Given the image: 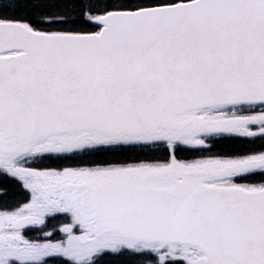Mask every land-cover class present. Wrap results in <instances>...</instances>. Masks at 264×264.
Listing matches in <instances>:
<instances>
[{
	"label": "snow or ice",
	"instance_id": "1",
	"mask_svg": "<svg viewBox=\"0 0 264 264\" xmlns=\"http://www.w3.org/2000/svg\"><path fill=\"white\" fill-rule=\"evenodd\" d=\"M0 264H264V0H0Z\"/></svg>",
	"mask_w": 264,
	"mask_h": 264
},
{
	"label": "flooded vegetation",
	"instance_id": "2",
	"mask_svg": "<svg viewBox=\"0 0 264 264\" xmlns=\"http://www.w3.org/2000/svg\"><path fill=\"white\" fill-rule=\"evenodd\" d=\"M15 199H20V197H16ZM12 202H14V198L10 197V198H9V203H12ZM30 234H31V233H30Z\"/></svg>",
	"mask_w": 264,
	"mask_h": 264
}]
</instances>
